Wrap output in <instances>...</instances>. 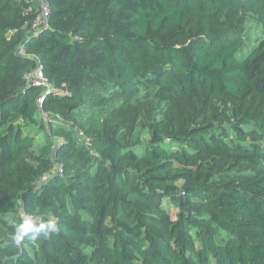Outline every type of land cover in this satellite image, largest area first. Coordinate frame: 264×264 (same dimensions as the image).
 Listing matches in <instances>:
<instances>
[{"label": "trees", "instance_id": "obj_1", "mask_svg": "<svg viewBox=\"0 0 264 264\" xmlns=\"http://www.w3.org/2000/svg\"><path fill=\"white\" fill-rule=\"evenodd\" d=\"M46 1L49 28L34 36L27 24L40 6L0 0V153L25 151L31 160L0 172V222L13 223L0 239V264H264V115H240L234 125L238 158L258 171L223 173L215 183L201 180L202 156L228 134L213 123L181 131L153 125L140 151L103 127L82 137L79 121L93 53L108 78L103 86L124 108L157 69L175 75L186 94L240 100L250 90L264 100V14L253 39L252 0H118V9L110 0ZM190 21L196 34L173 39L169 32ZM38 69L49 90L26 81ZM87 168L105 173L91 177ZM129 184L147 203L126 201ZM163 202L178 211L175 219ZM20 211L38 215V225L54 219L57 231L18 237ZM87 237L101 245L94 253ZM35 244L39 253L30 252Z\"/></svg>", "mask_w": 264, "mask_h": 264}, {"label": "rangeland", "instance_id": "obj_2", "mask_svg": "<svg viewBox=\"0 0 264 264\" xmlns=\"http://www.w3.org/2000/svg\"><path fill=\"white\" fill-rule=\"evenodd\" d=\"M110 2L115 9L119 8L118 0H110ZM246 10L248 13V30L255 39L259 37L262 31L258 19L260 15L264 14V5L257 0H252L246 5ZM198 30L197 23L190 21L184 27L173 28L169 34L173 39L182 41L195 35ZM96 54L93 53V56L91 54L92 58L89 63L91 68V74L88 76L89 86L79 97L82 103L79 111L82 137H85L86 134L91 135L103 127L105 133L116 135L125 144L136 146L141 151L142 145L148 143L151 138V127L153 125H157L161 130L181 131L213 123L218 129H224L228 137L216 144L210 154L202 156L207 170L201 174V180L208 179L209 183H215L223 176V173L243 174L258 171L259 166L250 163V160L238 158V151L234 149V138L236 136L234 125L239 122L237 117L240 115H264L263 99L257 97L250 90H246L240 100L212 97L206 94H186L175 75H170V73L161 74L164 71L157 69L152 74L141 78L140 95L131 102L128 108H124V102L117 98L111 90L106 91L103 86L108 78L103 68L98 69L97 65L102 67V64L100 56ZM163 69L168 72L172 71L169 68ZM100 90L103 93H100ZM262 126L264 127V123ZM35 137L37 142H43V137H39L37 134ZM261 145L264 147V142ZM77 161L80 164L79 168L85 169L81 154L78 155ZM28 163H31V160L25 151H21L16 158L9 153H0V172L4 174ZM86 170L89 176H97V178L102 177L105 173L103 170L100 173L95 172V170L90 173L91 168ZM86 170L82 171L85 172ZM179 185L186 186L189 183L180 182ZM123 195L128 203L140 205L147 203L145 197L134 184L125 187ZM163 203L167 208L166 202ZM126 209V214L130 213V216L134 217L133 208L127 206ZM168 210L171 217L175 219L178 211L169 206ZM153 211V214L163 216L160 211ZM33 215L38 217L36 214ZM129 222H132V219ZM12 225L10 216L0 222V239L10 235ZM133 239L129 238L127 240L132 241ZM86 241H89V253H94L97 251L96 248L101 247L91 237H87ZM29 249L31 253H39L40 245L35 244Z\"/></svg>", "mask_w": 264, "mask_h": 264}, {"label": "built area", "instance_id": "obj_3", "mask_svg": "<svg viewBox=\"0 0 264 264\" xmlns=\"http://www.w3.org/2000/svg\"><path fill=\"white\" fill-rule=\"evenodd\" d=\"M37 5L40 6V13L39 15L33 20V22L31 24H27V26L30 25V29H29V35H39L41 34L43 31L47 30L49 28V23H48V17H49V6L46 0H35L34 1ZM27 12H32V9L30 8L29 11ZM13 34V32H9V36H11ZM17 53L21 56L27 57L25 49L23 47V45H20L17 49H16ZM26 81H28V83H33L36 85H42L45 86L48 90L50 89L49 84L47 83L41 69H38L37 71H35L34 73H31L29 75L26 76ZM41 103V101H40ZM18 216L21 219H25L26 217H32L33 218V222L35 224H38L39 222H41V218L38 216H35L33 214H29L26 213L24 211H20Z\"/></svg>", "mask_w": 264, "mask_h": 264}, {"label": "clouds", "instance_id": "obj_4", "mask_svg": "<svg viewBox=\"0 0 264 264\" xmlns=\"http://www.w3.org/2000/svg\"><path fill=\"white\" fill-rule=\"evenodd\" d=\"M17 236L22 237L27 232H33L36 235L49 236L50 233L57 231V226L54 219L48 220L46 223L39 225L33 222L32 217H26L21 225L17 227Z\"/></svg>", "mask_w": 264, "mask_h": 264}]
</instances>
